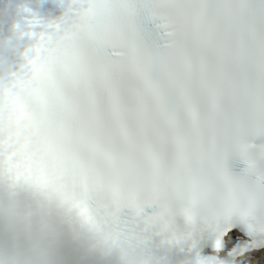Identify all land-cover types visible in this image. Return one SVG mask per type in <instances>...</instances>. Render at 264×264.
<instances>
[{
    "label": "snow or ice",
    "instance_id": "6c2138e0",
    "mask_svg": "<svg viewBox=\"0 0 264 264\" xmlns=\"http://www.w3.org/2000/svg\"><path fill=\"white\" fill-rule=\"evenodd\" d=\"M84 2L31 49L30 121L113 200L211 235L213 264H264V0Z\"/></svg>",
    "mask_w": 264,
    "mask_h": 264
},
{
    "label": "clouds",
    "instance_id": "9594fccd",
    "mask_svg": "<svg viewBox=\"0 0 264 264\" xmlns=\"http://www.w3.org/2000/svg\"><path fill=\"white\" fill-rule=\"evenodd\" d=\"M58 3L55 15L40 0H0V264H213L203 254L211 235H181L182 222L149 219L113 200L30 121L20 69L42 34L63 37L86 7ZM21 56L13 70L10 57Z\"/></svg>",
    "mask_w": 264,
    "mask_h": 264
}]
</instances>
